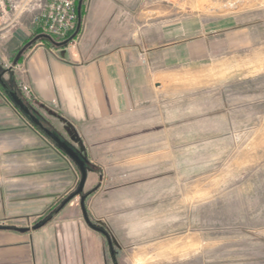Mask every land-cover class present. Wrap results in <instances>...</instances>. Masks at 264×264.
<instances>
[{
	"label": "rangeland",
	"instance_id": "obj_1",
	"mask_svg": "<svg viewBox=\"0 0 264 264\" xmlns=\"http://www.w3.org/2000/svg\"><path fill=\"white\" fill-rule=\"evenodd\" d=\"M42 1L17 0L18 17L6 28H34ZM132 7L139 33L154 43L156 68L167 63L154 75V101L166 106L155 107L156 119L161 114L159 125L181 141L139 181L150 193L154 187V197L131 207L122 240H110L109 264H264V0H136ZM84 8L71 40L81 33ZM5 85L10 104L8 91H16L71 145L22 90L29 85ZM66 130L74 141L76 133ZM1 149L0 225L33 228L62 203L41 216L24 215L41 198V186L20 175L18 157ZM76 191L64 199L84 197ZM91 222L110 237L108 226Z\"/></svg>",
	"mask_w": 264,
	"mask_h": 264
},
{
	"label": "crops",
	"instance_id": "obj_2",
	"mask_svg": "<svg viewBox=\"0 0 264 264\" xmlns=\"http://www.w3.org/2000/svg\"><path fill=\"white\" fill-rule=\"evenodd\" d=\"M135 1L83 0L84 24L77 39L60 46L36 41L16 62L8 57L39 25L0 31L4 83L29 85L34 107L90 166L83 201L74 196L41 228L0 230V264H109L111 242L115 235L122 240L120 232L132 222L131 207L141 206L149 194L154 197V187L150 193L148 183L139 181L154 174L157 156L169 155L181 138L159 125L161 114L156 119L155 107L166 106L154 101V75L164 73L167 63L156 68L154 43L139 33L133 20ZM2 90L0 86L1 150L18 157L24 170L19 174L34 177L41 186V198L22 211L41 216L78 187L81 173L68 155L27 123ZM66 128L76 133L74 141ZM83 207L88 220L108 226L110 237L85 220Z\"/></svg>",
	"mask_w": 264,
	"mask_h": 264
},
{
	"label": "built area",
	"instance_id": "obj_3",
	"mask_svg": "<svg viewBox=\"0 0 264 264\" xmlns=\"http://www.w3.org/2000/svg\"><path fill=\"white\" fill-rule=\"evenodd\" d=\"M77 0H43L32 24L39 25L45 32L64 37L75 32L78 27L75 2ZM17 0H0V31L16 20ZM19 13V12H18ZM28 96H33L30 88L22 86Z\"/></svg>",
	"mask_w": 264,
	"mask_h": 264
},
{
	"label": "trees",
	"instance_id": "obj_4",
	"mask_svg": "<svg viewBox=\"0 0 264 264\" xmlns=\"http://www.w3.org/2000/svg\"><path fill=\"white\" fill-rule=\"evenodd\" d=\"M82 5H83V2L81 1L79 3V0L77 1L76 3V16H77V21H79L80 19V16L82 15ZM73 32L67 34V35H64V37H60V36H56V35H53V34H50L48 32H45L44 30H42L41 28L38 29L37 33H35V35L33 37H31V40H26L24 45L27 44V46L22 50V52H24V50H26L28 47H30L31 45H33L37 40H40L42 42H45L46 44H51V45H62L64 44L65 42L71 40V38H73L72 36ZM23 45V46H24ZM23 46H21L18 50H16L15 52V55H14V58L16 57L17 53L19 52L20 49L23 48ZM21 58V55L19 56L18 60ZM0 86L5 90L6 89V85L3 81V79L0 77ZM18 108V107H17ZM19 109V108H18ZM34 115L35 117H38L40 122L42 123L43 126H46L47 128H49L44 120L34 112ZM32 123V122H31ZM33 124V123H32ZM34 125V124H33ZM36 127V130H40L39 127H37L36 125H34ZM42 132V130H40ZM54 134H56L53 130H51ZM43 133V132H42ZM44 134V133H43ZM45 135V134H44ZM46 136V135H45ZM62 140V139H61ZM68 145L77 153V155L80 156V158L83 160L84 162V168L86 169H89L90 166L88 165V163L84 160L83 158V155L79 154V152L73 147L71 146L69 143ZM57 146V145H56ZM58 147V146H57ZM59 148V147H58ZM61 149V148H60ZM62 150V149H61ZM63 151V150H62ZM64 152V151H63ZM64 154H66L64 152ZM74 196V193H71L69 195V197L67 199L64 200V202L62 204H60L59 207H57V209H55V211H53L52 214L48 215L47 217H45L42 221H40L38 224H35L33 226V228H41V226H43L45 223H47V221H49L52 216L55 214V212L61 207L63 206V204H65V202H67L68 200H70L72 197ZM86 196V194L84 195V197ZM83 211H84V215H85V220H87V222L94 228L98 229L99 231H101V233H104L106 236H107V233H105V230L101 227H98V226H95L90 220H88V216H87V213L85 211V207H83Z\"/></svg>",
	"mask_w": 264,
	"mask_h": 264
},
{
	"label": "water",
	"instance_id": "obj_5",
	"mask_svg": "<svg viewBox=\"0 0 264 264\" xmlns=\"http://www.w3.org/2000/svg\"><path fill=\"white\" fill-rule=\"evenodd\" d=\"M26 46L27 44L24 45L23 48L19 50L13 62H16L18 60L19 56L22 54V50ZM1 75L2 73L0 72V77ZM8 95L11 98L13 104H15L22 111V114H25L34 125H36L37 127H39L40 130H42V132L51 140V142H53L55 145L61 148L66 153V155H68L73 160V162L77 165V168L79 169L81 173V178L79 179L77 191L75 194L77 193L79 194L82 191L83 183H84L83 180L85 179V176H86V168H84L83 160L80 158L79 155H77V153L66 142H63L50 129L42 125L40 120L32 114L27 104L24 103L23 99L18 95L16 91L9 90ZM83 198H81L82 201H83ZM9 228H10L9 226L0 225V230L9 229ZM25 229L26 228H17L16 230L23 231Z\"/></svg>",
	"mask_w": 264,
	"mask_h": 264
}]
</instances>
